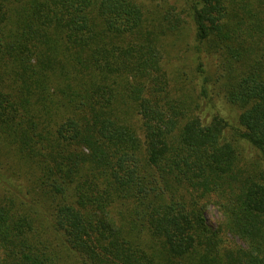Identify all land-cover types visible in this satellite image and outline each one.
I'll use <instances>...</instances> for the list:
<instances>
[{"label": "trees", "instance_id": "obj_1", "mask_svg": "<svg viewBox=\"0 0 264 264\" xmlns=\"http://www.w3.org/2000/svg\"><path fill=\"white\" fill-rule=\"evenodd\" d=\"M154 1L0 0V264H264V0Z\"/></svg>", "mask_w": 264, "mask_h": 264}, {"label": "rangeland", "instance_id": "obj_2", "mask_svg": "<svg viewBox=\"0 0 264 264\" xmlns=\"http://www.w3.org/2000/svg\"><path fill=\"white\" fill-rule=\"evenodd\" d=\"M146 2L147 4H156V1L154 3H150L151 0H141V2ZM189 35V39H186L184 42H177V47L175 49H170L171 53H173V57L175 60H178L175 62V64H172L175 67L174 70H180V55L182 54V58L184 59V65L188 69L189 74H195L197 71V61H196V47L193 42V37ZM187 38V37H186ZM205 61V60H204ZM213 60H206L205 70L207 73H209L211 76H213L214 79V73H213ZM199 79H202L201 77ZM208 95L209 99H204L203 101H206L207 103L200 108V114L202 117L209 118L210 114L212 113H218L219 117L225 118L230 125H233L236 123V120L238 118L239 111L237 108L232 107L225 103V101L222 99L221 94H219L218 90L215 88L212 82H210L208 86ZM198 88V86H197ZM240 146L244 148V153L246 156L254 158L255 157V151L252 149H249V147L239 142ZM205 219L207 223L210 226L216 227L218 223L221 220L220 212L217 208L214 206H209L204 213Z\"/></svg>", "mask_w": 264, "mask_h": 264}]
</instances>
